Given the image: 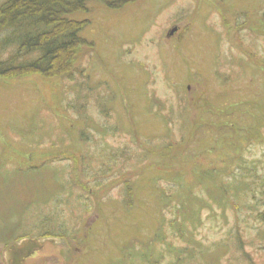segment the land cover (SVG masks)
<instances>
[{"label":"rangeland","instance_id":"obj_1","mask_svg":"<svg viewBox=\"0 0 264 264\" xmlns=\"http://www.w3.org/2000/svg\"><path fill=\"white\" fill-rule=\"evenodd\" d=\"M67 17L70 73L0 76V264L18 236L25 264H223L238 229L264 264V0Z\"/></svg>","mask_w":264,"mask_h":264},{"label":"trees","instance_id":"obj_2","mask_svg":"<svg viewBox=\"0 0 264 264\" xmlns=\"http://www.w3.org/2000/svg\"><path fill=\"white\" fill-rule=\"evenodd\" d=\"M89 0H2L0 2V76L19 75L30 71L44 75L60 73L63 61L71 58V53L80 43V26H74L67 14L83 8ZM116 9L130 0H98ZM241 170L242 166H239ZM240 183L253 194L254 185H259L261 194L250 206L264 207V187L250 178H240ZM239 184V183H237ZM243 202V201H242ZM236 202L233 208L242 204ZM256 230L264 229V208L256 209ZM235 231V232H234ZM231 231L224 241L228 255L223 264H258L246 249L247 239L241 231ZM47 236V235H46ZM18 236V239L22 238ZM264 247V240L261 241ZM157 259H150L155 261ZM153 264V263H152Z\"/></svg>","mask_w":264,"mask_h":264},{"label":"water","instance_id":"obj_3","mask_svg":"<svg viewBox=\"0 0 264 264\" xmlns=\"http://www.w3.org/2000/svg\"><path fill=\"white\" fill-rule=\"evenodd\" d=\"M176 26L169 29L168 34H172ZM41 247L39 240L23 238L18 239L13 244H10L7 249L4 250V262L8 264H24L22 259Z\"/></svg>","mask_w":264,"mask_h":264},{"label":"flooded vegetation","instance_id":"obj_4","mask_svg":"<svg viewBox=\"0 0 264 264\" xmlns=\"http://www.w3.org/2000/svg\"><path fill=\"white\" fill-rule=\"evenodd\" d=\"M41 246H42V245H41ZM40 248H41V247H40ZM34 251H35V250H34ZM34 251H33V252H34ZM35 252H36V251H35ZM23 263L25 264V262H24V261H23Z\"/></svg>","mask_w":264,"mask_h":264}]
</instances>
